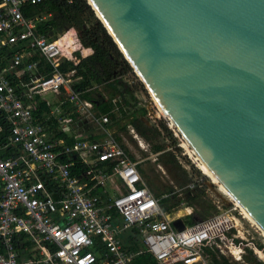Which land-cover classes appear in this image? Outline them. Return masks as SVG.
<instances>
[{"label":"built area","instance_id":"built-area-1","mask_svg":"<svg viewBox=\"0 0 264 264\" xmlns=\"http://www.w3.org/2000/svg\"><path fill=\"white\" fill-rule=\"evenodd\" d=\"M42 1L0 0V264H134L141 254L153 264H209L205 251L213 249L248 264L232 215L211 213L177 229L159 209L137 161L105 125L107 114L95 115L69 89L73 69H55L62 59L77 62L75 51L89 54L74 30L76 47L65 54L56 41L66 30L48 39L35 30L47 15H21L24 5ZM47 91L52 103L41 97ZM40 103L47 108L34 113ZM63 103L97 126L92 138L55 135L65 130L54 117Z\"/></svg>","mask_w":264,"mask_h":264},{"label":"water","instance_id":"water-1","mask_svg":"<svg viewBox=\"0 0 264 264\" xmlns=\"http://www.w3.org/2000/svg\"><path fill=\"white\" fill-rule=\"evenodd\" d=\"M83 1L157 109L264 231V0Z\"/></svg>","mask_w":264,"mask_h":264},{"label":"trees","instance_id":"trees-1","mask_svg":"<svg viewBox=\"0 0 264 264\" xmlns=\"http://www.w3.org/2000/svg\"><path fill=\"white\" fill-rule=\"evenodd\" d=\"M21 15L30 18L47 15L43 20L36 23L35 30L37 32L44 34L48 39H53L66 29L72 28L79 45L91 50L84 57H79L78 52L75 51L74 55L77 62L73 63L70 60L62 59L55 69L58 72L73 69L69 89L76 92L81 99L90 101L95 115L106 113L108 122H111L114 118L111 109L116 106L115 110L122 113L123 106L128 104V101L122 97L123 94L134 100L126 85L120 82L119 79L130 71L129 68L83 0H45L35 4H27L21 8ZM33 59H37L38 68L42 66L44 71L50 70L43 59L37 57H33ZM46 108L44 103H40L34 113H39L40 110ZM130 113L129 121L137 134L145 139H149L151 133L158 134L154 127H147L138 119V116L144 113L141 106L133 108ZM115 125L117 129L123 130L124 128L116 123ZM161 128L166 130L164 126H161ZM112 134L126 153L118 133L114 132ZM55 135L57 137L62 136L66 142L72 139V137H67L64 131H58ZM173 144L174 140L172 139L170 146ZM164 149L165 146L162 143L151 144L149 151L155 154L154 159L152 161L144 159L143 166L137 163V170L147 184L152 196L157 198L159 209L169 214L179 209V205L183 203L189 207L190 212L195 206L207 209L200 218L209 215V210L213 208L210 200L203 197L201 190L196 191L192 188L194 183L187 177L184 169L179 166L174 155ZM140 155L142 158L146 156L144 152H140ZM129 158L134 160L132 156ZM155 164L165 169L169 183H160L155 173ZM181 221L184 224L191 223L189 213L183 215ZM256 247L262 248L261 245H256ZM205 252L209 264H237L234 260L226 261L216 249L206 250ZM133 263L153 264L147 254H141L134 259ZM255 264L262 263L256 262Z\"/></svg>","mask_w":264,"mask_h":264},{"label":"rangeland","instance_id":"rangeland-1","mask_svg":"<svg viewBox=\"0 0 264 264\" xmlns=\"http://www.w3.org/2000/svg\"><path fill=\"white\" fill-rule=\"evenodd\" d=\"M119 79L120 82L126 85L134 100L129 99L123 94L122 97L128 101V104L123 106L122 113L114 110V122H108L107 120L106 126L112 133H118L121 144L125 147L127 155L129 157L132 156L137 163L143 166L144 159H148L149 161L154 159L155 154L149 151L150 145L162 143L165 146L164 150L170 151L174 155L179 166L184 169L187 177L194 183L192 188L196 191L201 190L203 197L209 199L210 203H212L213 208L207 212L210 214L227 212L236 220L235 226L231 229L232 233L235 235V239L241 241L242 260L248 264H255L256 262L264 264V261L262 262L264 253L261 255L258 254V258V256H256L257 254H253L249 247L254 244L261 245L264 249V235L261 230L239 209L238 206H236L235 202L231 200L229 196L225 195L219 189V184L211 179L185 139L166 116L157 109L156 105L143 91L131 71L121 76ZM60 94L62 95L64 93L60 92ZM41 97L51 103L54 101V96L50 91L42 93ZM140 106L144 109V113L140 114L138 119H140L145 126L154 127L156 131H158V134L151 133L149 139H145L137 134L129 121V116H131L130 111ZM91 111L94 113L93 108H91ZM54 117L57 118L60 123H65L64 132L67 137L92 138V135L98 131L97 126L89 121L85 113H76L67 103H63V105L60 106V112ZM115 123L123 126V130L117 129ZM161 126H164L166 130H163ZM54 130L57 131V127H55ZM172 139L174 140V144L170 146ZM140 152L145 153V158L141 157ZM154 169L160 183H169V178L162 166L155 164ZM188 209L189 207L181 203L179 209L169 213L168 217H182L189 213L190 220L193 221L200 218L207 210L196 206L191 212L190 209ZM126 235L127 231L120 235L122 242H124ZM218 245L221 247L220 243ZM222 255L226 261L232 260L228 253L223 251ZM237 264L241 263L237 262Z\"/></svg>","mask_w":264,"mask_h":264},{"label":"bare ground","instance_id":"bare-ground-1","mask_svg":"<svg viewBox=\"0 0 264 264\" xmlns=\"http://www.w3.org/2000/svg\"><path fill=\"white\" fill-rule=\"evenodd\" d=\"M73 34V29L68 28L66 30L65 33H63L56 41V43L58 44V46L60 47V49L67 54L70 49L76 47V43L74 42V38L72 36ZM81 53L86 54L87 53V49L83 48L81 50ZM178 131V130H177ZM180 133V132H179ZM183 137V136H182ZM184 138V137H183ZM185 139V138H184ZM186 141V140H185ZM186 143L189 145V143L186 141ZM190 146V145H189ZM190 148L192 149V151L195 153V151L193 150V148L190 146ZM195 155L198 157V155L195 153ZM199 161L202 163L203 167L205 168V170L207 171L208 175L211 177L212 180H215L216 183L219 184V189L227 196H229V198L231 200H233L236 204V206L239 207V209L245 213L246 216L249 217V219H251V221L261 230V232L264 235V231L257 225V223L250 217V215L237 203V201L233 198V196L224 188V186L215 178V176L208 170V168L205 166V164L200 160V158L198 157ZM236 220H234L235 222ZM236 223V222H235ZM256 253V252H255ZM258 253V252H257ZM258 256V255H257ZM259 257V256H258Z\"/></svg>","mask_w":264,"mask_h":264},{"label":"crops","instance_id":"crops-1","mask_svg":"<svg viewBox=\"0 0 264 264\" xmlns=\"http://www.w3.org/2000/svg\"><path fill=\"white\" fill-rule=\"evenodd\" d=\"M80 47V49L82 50L83 49V47H81V46H79ZM85 49H87V52L88 53H90V49L89 48H85ZM82 54H84V53H82ZM176 219H179L180 221H181V217H175Z\"/></svg>","mask_w":264,"mask_h":264}]
</instances>
